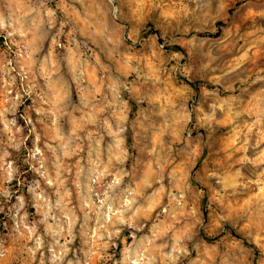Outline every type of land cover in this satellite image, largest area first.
Segmentation results:
<instances>
[{
    "label": "clouds",
    "instance_id": "obj_1",
    "mask_svg": "<svg viewBox=\"0 0 264 264\" xmlns=\"http://www.w3.org/2000/svg\"><path fill=\"white\" fill-rule=\"evenodd\" d=\"M264 0H0V264H264Z\"/></svg>",
    "mask_w": 264,
    "mask_h": 264
},
{
    "label": "rangeland",
    "instance_id": "obj_2",
    "mask_svg": "<svg viewBox=\"0 0 264 264\" xmlns=\"http://www.w3.org/2000/svg\"><path fill=\"white\" fill-rule=\"evenodd\" d=\"M252 55L258 57L259 62L264 63V55H260L259 50L254 51Z\"/></svg>",
    "mask_w": 264,
    "mask_h": 264
}]
</instances>
